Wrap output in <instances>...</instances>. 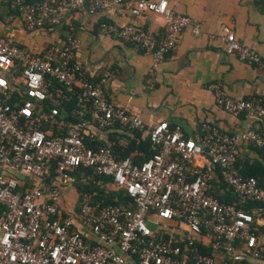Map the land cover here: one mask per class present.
Segmentation results:
<instances>
[{
	"label": "built area",
	"instance_id": "1",
	"mask_svg": "<svg viewBox=\"0 0 264 264\" xmlns=\"http://www.w3.org/2000/svg\"><path fill=\"white\" fill-rule=\"evenodd\" d=\"M86 1L90 13L130 4L133 15L163 17L160 39L137 25L99 24L101 33L148 51L154 68L172 52L184 29L200 32L198 21L167 0H0L21 12L29 30L60 25L66 12ZM222 30L226 53L264 67L256 49L241 43L230 27ZM79 45L68 35L65 45L32 53L12 36L0 35V264L264 263L260 213L254 217L214 194L216 184L223 183L242 202L264 205V189L236 166L241 144L264 154V134H230L203 122L193 138L180 124L159 122L148 130L154 153L141 163L116 159L107 146H87L81 131L93 139L95 133L88 131L93 124L104 129L119 122L141 130L143 123L85 77L74 61ZM53 81L58 86L52 87ZM73 96L81 122L70 124L65 133L50 132L46 126L57 122L59 105ZM215 103L264 121V102L216 88ZM78 166L110 177L114 187L126 189L134 207L109 204L97 211L85 198L79 211L63 209L60 201Z\"/></svg>",
	"mask_w": 264,
	"mask_h": 264
},
{
	"label": "crops",
	"instance_id": "2",
	"mask_svg": "<svg viewBox=\"0 0 264 264\" xmlns=\"http://www.w3.org/2000/svg\"><path fill=\"white\" fill-rule=\"evenodd\" d=\"M167 2L171 8L198 21L200 32L193 34L189 28L184 29L175 48L155 68L151 54L142 47L99 31L103 21L137 25L160 39L163 17L151 12L133 15L130 4H110L102 12L90 13L86 1L80 9L66 12L60 25L29 30L23 25L21 12L0 2V35L12 36L18 45L32 53L49 45H65L68 35L78 38L80 45L74 49V61L80 64L85 77L103 87L112 103L140 117L143 129L137 130L142 138L159 122L180 124L185 135L193 138L199 134L203 122L230 134L244 130L264 134L263 120L228 112L215 103L216 88L235 98L264 102V67L226 53L222 30L230 27L238 40L256 49L264 61V0ZM54 125H48L50 132L58 133L66 126L60 121L59 130L53 131ZM88 130L106 142L111 131L118 142L127 140L113 129H99L94 124ZM238 154L241 158L260 159L246 144L240 145ZM76 200V190L69 185L60 205L72 211Z\"/></svg>",
	"mask_w": 264,
	"mask_h": 264
},
{
	"label": "trees",
	"instance_id": "3",
	"mask_svg": "<svg viewBox=\"0 0 264 264\" xmlns=\"http://www.w3.org/2000/svg\"><path fill=\"white\" fill-rule=\"evenodd\" d=\"M18 11V9H16ZM52 87L58 86L55 81L52 82ZM52 87L49 88L51 91ZM75 96L71 99L62 101L59 105V115L57 116V122L52 125L53 131L59 130L57 124L63 121L66 126L60 128L58 133H65L69 124H76L81 122L76 115ZM46 107L44 106V109ZM48 127V126H46ZM104 129H113L120 135L127 138L125 143H120L112 136V131L108 134V142L100 140L98 137L93 139L82 130L81 133L84 136V142L87 146L96 148L98 146L109 147L115 158L120 159L129 157L135 163H141L150 157L154 150L151 147V141L149 137L142 138L140 132L137 129H127L121 126L119 122H114L112 125ZM90 131V130H88ZM119 131V132H118ZM114 133V132H113ZM252 147L260 156V159L254 160L241 158L238 154L236 160V166L238 167L241 175L244 177L253 176L256 178L259 186L264 189V154L263 150ZM71 174L74 176L73 186L77 193L76 211H79V205L83 199L87 198L89 202L98 211L104 206L109 204L125 205L134 207L133 200L124 188H116L112 184L110 177L96 173L91 167L78 166ZM214 194L218 198L225 202H231L236 204L238 208H241L256 217V213H260L264 219V205L253 201H241L231 190L223 183H217L214 189Z\"/></svg>",
	"mask_w": 264,
	"mask_h": 264
}]
</instances>
